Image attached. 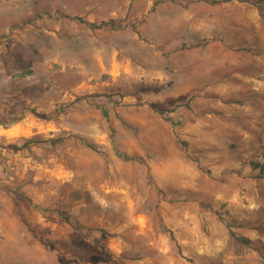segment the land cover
Listing matches in <instances>:
<instances>
[{
  "label": "rangeland",
  "instance_id": "1",
  "mask_svg": "<svg viewBox=\"0 0 264 264\" xmlns=\"http://www.w3.org/2000/svg\"><path fill=\"white\" fill-rule=\"evenodd\" d=\"M86 1L91 21L113 24L74 48ZM0 13V75L41 56L60 89L31 98L32 112L52 107L32 113L43 130L0 139L1 195L93 240L104 264H264V173L251 164L264 163V0H0ZM44 30L55 40L37 43Z\"/></svg>",
  "mask_w": 264,
  "mask_h": 264
},
{
  "label": "crops",
  "instance_id": "2",
  "mask_svg": "<svg viewBox=\"0 0 264 264\" xmlns=\"http://www.w3.org/2000/svg\"><path fill=\"white\" fill-rule=\"evenodd\" d=\"M95 3L93 1H86V4H82L83 6L74 5V48L79 47L81 41H87L88 35L91 32L89 26L84 25L81 28L76 19L83 16L82 18H84L83 20L87 24L95 23L90 20V18L96 17V14L91 11L95 7ZM33 14L30 11V15ZM4 15L7 18L19 16L17 13L12 14L8 12ZM33 31L41 32L36 29ZM45 34H51L50 38L52 39L53 35L54 37L56 36V33L44 30L42 36H37V43L41 41L45 42ZM10 36L15 37V34ZM2 50L0 44V52L3 54L4 51L2 52ZM1 57L2 55L0 56V61H2ZM29 60V67L22 69L23 71L14 68L12 74L10 73L8 76H6V73L5 75H0V88L6 90L8 93L6 95L13 93L22 99L16 100L17 103L13 100L9 101L4 104L6 106L0 103V139L3 137L8 138L6 132L16 127L30 131L36 127L39 130H43L46 126L44 124L46 120L32 113L46 114L52 107L50 105H39L32 112L28 109L29 106H32L30 105L31 98L57 97L56 92L60 91L59 87L57 88L59 83L56 80L50 77L47 79L46 76H42L44 71L40 67L43 65L47 66L46 59L41 56H32ZM81 65H83V61L74 58V66ZM87 79L89 78L87 77ZM84 83L80 79V73L74 69V90H77ZM35 90H38L37 95L33 93ZM7 108L11 110H7ZM32 133H35V131ZM1 193L4 194V192ZM1 193L0 264H104L102 255H99L100 257H98L97 262L95 252L89 251L85 246L92 244L93 240L76 234L62 233L61 230L57 229L55 222L39 216L36 210L29 203L27 204L25 200H15L8 196L4 197ZM48 226L52 232H43ZM64 242L69 243L70 247L74 248V250L63 249L62 244ZM78 242L81 245H78Z\"/></svg>",
  "mask_w": 264,
  "mask_h": 264
},
{
  "label": "trees",
  "instance_id": "3",
  "mask_svg": "<svg viewBox=\"0 0 264 264\" xmlns=\"http://www.w3.org/2000/svg\"><path fill=\"white\" fill-rule=\"evenodd\" d=\"M201 1H204L207 3H218V2H227V1H232V0H201ZM238 1H243V0H238ZM108 24H113V21L109 20V21H100L97 23H88L89 27L94 28V29L100 28L102 26H106ZM251 164L253 165L254 168H258L260 173H264V163L252 161ZM231 234L232 236H236L234 232H231ZM236 239L243 244H246V245L249 244L248 239L244 237L236 236Z\"/></svg>",
  "mask_w": 264,
  "mask_h": 264
}]
</instances>
